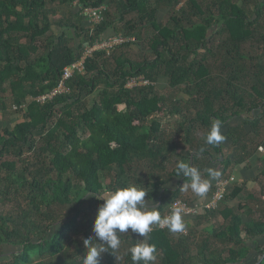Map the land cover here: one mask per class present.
<instances>
[{
  "label": "trees",
  "instance_id": "16d2710c",
  "mask_svg": "<svg viewBox=\"0 0 264 264\" xmlns=\"http://www.w3.org/2000/svg\"><path fill=\"white\" fill-rule=\"evenodd\" d=\"M74 5L66 16L58 13ZM101 7L100 23L83 19L86 9ZM114 36L125 41L93 51L84 72L68 81L69 94L34 101L87 48ZM134 48L141 60L129 57ZM138 77L150 84L126 88ZM160 81L174 99L158 93ZM9 102L25 110L16 111L22 121L12 127L10 119L0 122V264H82V240L92 235L103 203L97 199L108 191L142 184L146 201L159 198L162 217L175 200L191 203L181 187L170 198L159 192L177 177L180 161L202 171L212 152H220V145L204 143L213 120L227 126L244 119L228 128L236 149L217 181L260 144L264 0H0L1 116ZM167 117L179 118L168 132ZM170 146L179 153L172 155ZM214 191L210 184L205 195ZM239 193L226 191L186 232L154 226L148 242L157 259L150 264H247L251 254L259 257L252 264H264V243L257 245L264 237V197L248 195L231 206ZM130 232L120 234V248L109 249L100 264H132L127 250L143 238Z\"/></svg>",
  "mask_w": 264,
  "mask_h": 264
},
{
  "label": "clouds",
  "instance_id": "9594fccd",
  "mask_svg": "<svg viewBox=\"0 0 264 264\" xmlns=\"http://www.w3.org/2000/svg\"><path fill=\"white\" fill-rule=\"evenodd\" d=\"M221 128V121L213 120L204 137V143L213 147L223 143L226 137ZM203 150L202 148L201 152ZM176 176L186 178L189 183H183L181 188L185 191L190 189L198 197H203L210 188V180L202 179L200 170L184 161L177 164ZM209 176L215 179L218 173L209 170ZM145 189L146 187L137 183L108 191L104 198L97 199L103 203L96 210L91 228L92 235L82 240L84 248L87 249L86 254L81 257L82 264H100V258L109 253V249L115 252L120 248V234L129 230L143 238L127 250L132 264H150L157 259L156 245L148 242L154 225L166 227L171 233L185 231L186 223L181 216V209L174 207L168 216L162 217L154 202L150 198L145 200L149 194Z\"/></svg>",
  "mask_w": 264,
  "mask_h": 264
},
{
  "label": "crops",
  "instance_id": "0c3cea01",
  "mask_svg": "<svg viewBox=\"0 0 264 264\" xmlns=\"http://www.w3.org/2000/svg\"><path fill=\"white\" fill-rule=\"evenodd\" d=\"M73 8H76L75 5L72 7H59L58 8V13L60 15L66 16L70 10ZM73 11V10H72ZM86 22H90L87 17L83 18ZM51 30L54 34L58 35L61 31L60 29L52 25ZM244 120L242 119H234L232 123L229 125H222L221 132L225 136L228 128L232 125H238L241 123V121ZM22 121V120H21ZM19 121V122H21ZM17 122V123H19ZM264 125V123H263ZM245 131L250 132L251 129L250 127H244ZM199 137H202L201 131L199 132ZM226 137V136H225ZM171 150L170 153L172 155H176L179 153L180 148L177 146H170ZM220 152L217 154H214L212 152L211 155L214 157L209 158V163L205 166V169L200 171L201 175L208 174L209 175V170H212L216 173L221 174V172L224 170V167L222 165L223 161L226 159L232 160L234 157L235 153V147L232 145V141L226 137L225 141L220 144ZM261 148V149H259ZM196 163L197 161L201 160V156L197 155L196 158ZM195 163V164H196ZM171 171V170H170ZM264 135L262 139L260 140V144L255 148L253 154L251 155L250 158H248L246 161L236 165L233 164L228 167V169L225 171V175L223 176L224 178H219V180H225L226 181V188L227 191L229 189H232L234 187H237L240 189L239 195L235 198L234 201L231 202V206H236L238 203H246L248 201L247 196H263V188H264ZM180 178L178 177H173L170 180L167 181L166 185L164 186V189H162L159 192V195L162 198H170L171 195L178 190L180 187H182L183 182L179 180ZM208 180H210V184L215 187V184L217 182V178L212 179L210 176L208 177ZM218 180V181H219ZM258 194V195H257ZM183 196L190 198L191 203H205L209 200L210 196L204 195L203 197H198L194 193L191 192V190H183ZM259 196V197H261ZM159 201V198L157 201L154 202V206L157 207V202ZM166 211V210H165ZM165 213V212H164ZM202 213V212H201ZM183 221L186 223V229L183 232H186L189 225L192 224L193 220L195 217H187V216H182ZM244 222H248L249 219L246 216H243ZM155 226V225H154ZM153 226V227H154ZM264 243V237L261 238V240L258 241L257 245L263 244ZM249 247H252V242L248 241L247 242ZM253 250V247L251 248ZM255 255L251 254V256L248 258L249 261L247 264H252L253 259L255 260Z\"/></svg>",
  "mask_w": 264,
  "mask_h": 264
},
{
  "label": "built area",
  "instance_id": "2783aa9c",
  "mask_svg": "<svg viewBox=\"0 0 264 264\" xmlns=\"http://www.w3.org/2000/svg\"><path fill=\"white\" fill-rule=\"evenodd\" d=\"M102 11L103 8L99 9H86L84 11V14L89 19L91 23L98 24L102 21ZM125 39L121 36H114L109 38L106 41L103 42H97L95 43L91 48H87L82 56L70 64L69 66L65 67L62 71L60 80L57 84V86L52 89L51 91L39 95L34 98V101L37 104H45L51 100H53L57 96H64L66 94L70 93V89L67 86L68 81L73 78L75 74H82L85 70V60L86 58L90 57L93 51L96 50H107L109 51L114 46L119 45L123 43ZM150 83L143 79L142 77L138 78H131L126 82V88L128 89H134L137 87H145L148 86ZM14 110L22 109L25 110V106L20 107H13ZM227 191L226 188V181L225 180H219L215 184V191L213 192L212 196L209 198V200L205 203H189L183 200H175L168 210L164 213V217L168 216L171 212V210L174 207H179L181 209V216H187V217H196L198 214H200L203 211H211L215 210L218 207V204L224 199L225 193ZM159 229H167L160 228L158 226H155Z\"/></svg>",
  "mask_w": 264,
  "mask_h": 264
},
{
  "label": "rangeland",
  "instance_id": "374dc122",
  "mask_svg": "<svg viewBox=\"0 0 264 264\" xmlns=\"http://www.w3.org/2000/svg\"><path fill=\"white\" fill-rule=\"evenodd\" d=\"M160 18L163 19V18H166V16L165 15H162ZM121 26H122L121 24L118 25V27H121ZM148 34H145L144 35V38ZM128 55L134 61L135 60H139V59L141 60V57H142L141 54H140V52L136 48H134L133 50H131ZM157 90H158V93L160 95L167 96V97L172 95V90H170L167 87L166 81H160ZM171 97L174 99V96H171ZM182 97L183 96L181 94H179V95L176 96V98H179V99L182 98ZM8 104H10V106L8 108L7 114H5L4 116H1L0 115V122L8 121L10 119L9 125L12 127L15 123L21 121L22 120V117H21V113H18V112H16L17 110H14V108H13V107H15L14 104H11L10 102ZM120 109H122V107H120ZM178 119L179 118H177V117H167V118H165V120L163 121V123L166 122V123H168V124L171 125V126L167 127V129H166L167 132L168 131H172V125H174L175 122H178ZM2 126L3 125H0L1 128H2ZM106 183H109V180L108 179H106ZM87 204H88V206H91L92 203H91V201H89ZM257 259H259V257H256L255 260L253 259V263L256 262Z\"/></svg>",
  "mask_w": 264,
  "mask_h": 264
},
{
  "label": "water",
  "instance_id": "95a60500",
  "mask_svg": "<svg viewBox=\"0 0 264 264\" xmlns=\"http://www.w3.org/2000/svg\"><path fill=\"white\" fill-rule=\"evenodd\" d=\"M263 258V257H262ZM262 259L259 260V262L261 261Z\"/></svg>",
  "mask_w": 264,
  "mask_h": 264
}]
</instances>
